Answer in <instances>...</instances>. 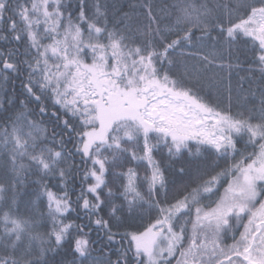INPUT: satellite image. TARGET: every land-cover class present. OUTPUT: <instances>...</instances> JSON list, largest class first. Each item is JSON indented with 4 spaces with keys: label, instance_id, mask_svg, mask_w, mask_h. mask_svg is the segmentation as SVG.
Instances as JSON below:
<instances>
[{
    "label": "snow or ice",
    "instance_id": "1",
    "mask_svg": "<svg viewBox=\"0 0 264 264\" xmlns=\"http://www.w3.org/2000/svg\"><path fill=\"white\" fill-rule=\"evenodd\" d=\"M139 7L0 0V264H264V0Z\"/></svg>",
    "mask_w": 264,
    "mask_h": 264
},
{
    "label": "trees",
    "instance_id": "2",
    "mask_svg": "<svg viewBox=\"0 0 264 264\" xmlns=\"http://www.w3.org/2000/svg\"><path fill=\"white\" fill-rule=\"evenodd\" d=\"M102 2L107 6V11L109 13L110 18H114L116 20H119L120 17L123 15V13H133L132 6L135 5V16L142 19V12L139 7L141 3H143V0H102ZM155 4H164L166 0H152ZM168 3H174L175 0H167ZM91 3V0H90ZM3 34H7L4 32ZM199 35V33H197ZM212 39L208 40L206 39L201 44L198 45L203 51L207 52L211 49L213 45L217 48L218 54H223L225 56L224 63L229 62V48L231 49V63L236 64L237 58L239 62V66L243 67L245 69H252V71H239V74L237 75L236 72H233L232 75V83L233 86H235L239 81L240 78L243 77V84L244 89L243 93L244 96L251 99L252 97L249 96V92L254 93L257 97L259 96L258 89L261 87V73L259 71V66L255 63V56L250 51L249 47L243 44H233L229 46L226 44L223 40H219L218 33L216 31L211 32ZM219 40V43L217 44V41ZM15 47V45H7L3 41H0V50H10V48ZM240 49H243L241 51ZM219 63V61H218ZM223 75V74H222ZM249 77L251 79L249 80ZM15 88V92L12 91V89ZM239 91V89H238ZM20 89L18 82H14L13 84H5L3 85V90H0V99L5 98V94L7 95H19ZM22 98V97H21ZM252 104H249L248 107H252ZM259 106L258 104L256 105ZM69 148L72 147L71 144L68 145ZM35 179V178H32ZM52 183H56L53 181ZM35 185L32 184L29 186L26 191L31 192L35 189ZM58 190V189H53ZM32 199H35V197H32ZM18 200L20 201L21 205V212L25 211V204L27 203L28 197L25 196L23 193L20 197H18ZM40 211H46V209L41 205ZM129 231L134 230L133 228H129ZM39 231H44V229H39ZM93 238H95V235L93 234ZM119 239V238H117ZM115 258V257H113Z\"/></svg>",
    "mask_w": 264,
    "mask_h": 264
}]
</instances>
